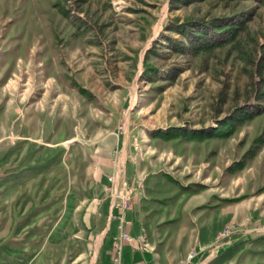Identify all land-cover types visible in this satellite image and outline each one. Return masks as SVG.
Listing matches in <instances>:
<instances>
[{
  "label": "rangeland",
  "instance_id": "obj_1",
  "mask_svg": "<svg viewBox=\"0 0 264 264\" xmlns=\"http://www.w3.org/2000/svg\"><path fill=\"white\" fill-rule=\"evenodd\" d=\"M224 15L242 26L211 49L166 28ZM258 59L264 73V0H0V264H69L75 238L90 252L83 232L45 247V227L95 165L104 183L139 179L162 204L176 196L187 217H210L208 248L224 245L229 263L264 264V139L226 170L264 127ZM241 106L252 114L227 136H152L215 127Z\"/></svg>",
  "mask_w": 264,
  "mask_h": 264
},
{
  "label": "crops",
  "instance_id": "obj_2",
  "mask_svg": "<svg viewBox=\"0 0 264 264\" xmlns=\"http://www.w3.org/2000/svg\"><path fill=\"white\" fill-rule=\"evenodd\" d=\"M122 149L124 151V146ZM106 159H103L105 165H109ZM127 168L125 166L124 171L129 173ZM92 171L93 180L88 183L85 194H77L74 190L63 194L59 199V213L50 226L45 227V247L51 242H58V239L60 241V237L63 239L65 235L79 237L83 232L86 240L87 237L91 238L89 253L81 246L83 241L74 239L78 248L69 264H109V241L116 234V220L109 215V203L113 199V192L120 189L121 185L117 178L111 183H104L99 174L103 170L99 165H95ZM130 183L133 187L131 208L125 213L128 219L125 228L130 234H136L142 228L147 247L140 248L135 241L122 240L120 264H233L226 261V255L220 254L224 245H219L214 250L208 248L211 240L208 233L211 228L210 217H187L186 210L190 205L178 208L176 196L172 199L171 195H167V201L162 204L160 198L165 195L156 194L151 185L146 183L141 188V180L138 184L134 180ZM203 199L204 197L198 201L193 200L192 204H198ZM179 210H182V217H177ZM190 249L194 250V254L186 258ZM64 255L65 252L62 251L59 256L63 259Z\"/></svg>",
  "mask_w": 264,
  "mask_h": 264
},
{
  "label": "trees",
  "instance_id": "obj_3",
  "mask_svg": "<svg viewBox=\"0 0 264 264\" xmlns=\"http://www.w3.org/2000/svg\"><path fill=\"white\" fill-rule=\"evenodd\" d=\"M170 4H175V2H190L192 0H169ZM59 10L65 13L64 9L59 8ZM242 26V20H237L235 16H213L209 19H201V18H189L184 19L179 22H173L170 25H167L166 28L170 30H174L181 34L186 42V46L190 48L192 51H197L200 49H211L214 46L220 45L227 41H231L237 28ZM165 39L172 40L169 36L163 35ZM177 47L182 49L184 48V44L181 40H177ZM172 46H175L171 43ZM176 48V47H175ZM263 66V59H258L255 63V69L258 72V81L264 82V73H261V69ZM153 70V69H150ZM148 72V71H146ZM256 91V90H255ZM257 99L264 98V90L258 89L255 93ZM256 111V109H255ZM252 111L248 108L236 107L230 114L225 117L219 119L218 123L215 127H204L201 129L196 128H183L179 126H170L166 128L165 131L156 130L152 133V136H161L162 138H169L174 136H182L187 139L191 138H203L210 137L213 135L216 136H227L230 134L236 123L241 122L242 120L250 117ZM264 139V127L261 131L256 134L252 139L247 148L243 151L241 157L230 165L226 167V170L233 171L236 169H240L245 161L250 158L257 150L259 145ZM200 186V185H199ZM183 189H187L188 185H181ZM225 201L233 200L232 197H224ZM258 238L264 239V233L259 235Z\"/></svg>",
  "mask_w": 264,
  "mask_h": 264
},
{
  "label": "built area",
  "instance_id": "obj_4",
  "mask_svg": "<svg viewBox=\"0 0 264 264\" xmlns=\"http://www.w3.org/2000/svg\"><path fill=\"white\" fill-rule=\"evenodd\" d=\"M107 178L110 182L114 179L113 176H107ZM135 181L136 184H138L140 180L136 179ZM120 185V189L113 192V199L109 203V215L116 220V234L112 236L109 241L111 251L109 264H120L122 240L135 241L140 248L147 247L145 234L142 228H140V231L136 234H130L125 228V225L128 223L125 213L131 208V194L133 187L126 183V181H121ZM227 232L228 226L223 225L222 228L217 231L216 235L222 236ZM193 254L194 250L190 249L186 254V258H190Z\"/></svg>",
  "mask_w": 264,
  "mask_h": 264
}]
</instances>
